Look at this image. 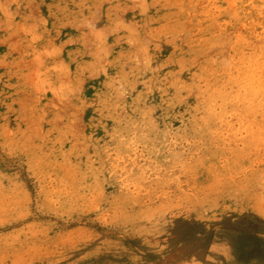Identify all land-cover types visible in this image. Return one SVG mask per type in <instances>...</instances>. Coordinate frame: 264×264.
<instances>
[{
  "label": "rangeland",
  "instance_id": "374dc122",
  "mask_svg": "<svg viewBox=\"0 0 264 264\" xmlns=\"http://www.w3.org/2000/svg\"><path fill=\"white\" fill-rule=\"evenodd\" d=\"M0 264H264V0H0Z\"/></svg>",
  "mask_w": 264,
  "mask_h": 264
}]
</instances>
